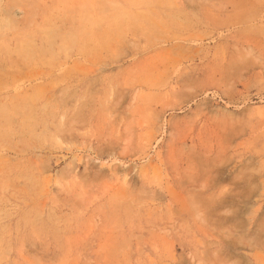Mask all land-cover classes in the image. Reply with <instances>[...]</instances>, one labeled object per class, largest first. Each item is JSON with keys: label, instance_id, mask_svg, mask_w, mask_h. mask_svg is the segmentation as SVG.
<instances>
[{"label": "rangeland", "instance_id": "1", "mask_svg": "<svg viewBox=\"0 0 264 264\" xmlns=\"http://www.w3.org/2000/svg\"><path fill=\"white\" fill-rule=\"evenodd\" d=\"M0 264H264V0H0Z\"/></svg>", "mask_w": 264, "mask_h": 264}]
</instances>
